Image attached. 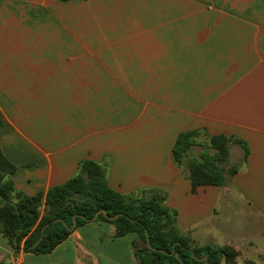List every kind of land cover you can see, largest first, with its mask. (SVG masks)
Segmentation results:
<instances>
[{"label": "crops", "instance_id": "0c3cea01", "mask_svg": "<svg viewBox=\"0 0 264 264\" xmlns=\"http://www.w3.org/2000/svg\"><path fill=\"white\" fill-rule=\"evenodd\" d=\"M0 119L15 190L104 162L119 192L164 190L196 244L245 249L238 218L264 220V0H0ZM191 129L198 159L214 151L209 135L230 137L225 166L237 170L222 184L191 190L174 160ZM114 231L88 219L44 252H14L0 232V261L138 264L135 233Z\"/></svg>", "mask_w": 264, "mask_h": 264}, {"label": "trees", "instance_id": "16d2710c", "mask_svg": "<svg viewBox=\"0 0 264 264\" xmlns=\"http://www.w3.org/2000/svg\"><path fill=\"white\" fill-rule=\"evenodd\" d=\"M0 119V127L2 126ZM196 130L179 132L172 145L173 158L177 163L184 161L188 168L191 190L198 184L220 185L225 174L231 175L237 165L225 166L230 137L217 133L208 136L206 147L214 149L208 153L205 148L199 153L200 159L187 156L193 143ZM246 154L244 151L243 158ZM185 157V158H184ZM184 159V160H183ZM17 165L9 161L0 150V232L14 252L50 251L70 232L63 223L55 218L71 223L73 213H81L87 219L75 217L76 224L88 220L95 210L104 209L114 218H106L99 212L96 219H105L115 226L114 235L133 231L131 240L138 264H234L237 250L228 245H198L177 228L176 211L165 202V191L156 188H139L119 192L106 181V164L92 159H81L76 172L61 183L48 187L44 192L25 194L14 189L9 175ZM41 207V209H40ZM43 228L41 238L40 227ZM145 230L150 247L145 244ZM173 248V250H171ZM0 264H4L0 261ZM242 264H254L246 261Z\"/></svg>", "mask_w": 264, "mask_h": 264}, {"label": "rangeland", "instance_id": "374dc122", "mask_svg": "<svg viewBox=\"0 0 264 264\" xmlns=\"http://www.w3.org/2000/svg\"><path fill=\"white\" fill-rule=\"evenodd\" d=\"M239 216H236L237 219ZM229 218V217H227ZM244 222L243 231L240 233L243 235H249L250 239L246 243L250 246H246L245 249H239L234 255V264H242L246 261H252L249 258L257 261L254 264H264V220L248 218L246 216H241L238 221ZM243 240V239H242ZM245 241V240H244ZM235 249V248H234ZM247 249V250H246ZM237 250V249H236ZM246 250V251H245ZM249 257V258H248ZM260 259V260H259ZM225 262L221 260L218 264H224Z\"/></svg>", "mask_w": 264, "mask_h": 264}, {"label": "water", "instance_id": "95a60500", "mask_svg": "<svg viewBox=\"0 0 264 264\" xmlns=\"http://www.w3.org/2000/svg\"><path fill=\"white\" fill-rule=\"evenodd\" d=\"M3 202H4V201H2L0 204H2ZM99 212L103 213V215H104L106 218H114L115 216H117V215L119 214V213H116L115 215L110 216V215H108L107 212H105L104 209L99 208V209L95 210V212L93 213V215H92L89 219H94V218L96 217V215H97ZM75 217H81V218H83V219H87L83 214L76 212V213H73V214L71 215V223H70V225H68V224L66 223V221H64L63 219H60V218H55L54 220H59V221H61V222L63 223V225H64L67 229L71 230L73 227H75V224H76ZM46 224H47V223H44V224L40 227L39 236H38V238L34 241V244L37 243V242L39 241V239L41 238L42 233H43V228H44V226H45ZM145 244H146L147 247H150L149 240H148V237H147V231H146V230H145ZM171 250H173V248H172ZM194 257L197 258V259H202L203 264L206 262V258H205V256H202V257H196V256H194Z\"/></svg>", "mask_w": 264, "mask_h": 264}]
</instances>
